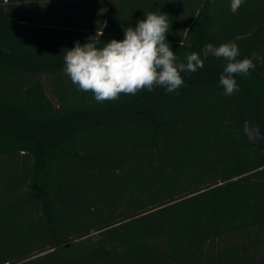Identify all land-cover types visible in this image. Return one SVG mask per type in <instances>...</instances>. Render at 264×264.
<instances>
[{
    "label": "trees",
    "instance_id": "obj_1",
    "mask_svg": "<svg viewBox=\"0 0 264 264\" xmlns=\"http://www.w3.org/2000/svg\"><path fill=\"white\" fill-rule=\"evenodd\" d=\"M230 3L0 0V264H264V0ZM159 11L178 63L227 42L254 59L238 91L211 55L171 92L71 83L66 49Z\"/></svg>",
    "mask_w": 264,
    "mask_h": 264
},
{
    "label": "clouds",
    "instance_id": "obj_2",
    "mask_svg": "<svg viewBox=\"0 0 264 264\" xmlns=\"http://www.w3.org/2000/svg\"><path fill=\"white\" fill-rule=\"evenodd\" d=\"M102 2V0H101ZM244 0H231L230 8L236 13ZM106 9H100L103 14ZM135 27L123 30V40L111 39L97 47V34L89 42L64 51V71L71 83L85 93H91L97 103L115 101L121 95H135L147 89L164 87L175 91L184 84L181 73L196 72L204 67L209 55L223 58L226 64L219 77L225 95L238 91L234 77L248 74L256 64L252 58L238 59L239 47L235 42L222 43L218 47L208 44L203 58L192 52L186 55V63L177 62L176 53L167 42L170 30L168 15L159 12L145 14ZM106 26V22L105 25ZM103 35V32L102 34ZM264 63V58L255 57Z\"/></svg>",
    "mask_w": 264,
    "mask_h": 264
}]
</instances>
